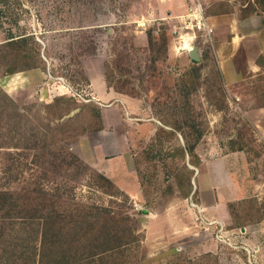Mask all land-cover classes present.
Listing matches in <instances>:
<instances>
[{"label": "rangeland", "instance_id": "1", "mask_svg": "<svg viewBox=\"0 0 264 264\" xmlns=\"http://www.w3.org/2000/svg\"><path fill=\"white\" fill-rule=\"evenodd\" d=\"M198 2L213 27L212 45L199 36L195 41L201 62L175 47L179 16ZM249 2L256 8L248 11ZM257 2L0 0V178L17 157L23 172L18 187L45 170L44 188L68 181L75 188L72 199L127 211L135 219L126 250L133 264H220L238 255L249 262L245 248L254 250L256 263L264 253V224L260 231L257 225L264 217V12ZM164 32L168 53L154 63L148 36L157 41ZM235 32L245 37L239 48L232 45ZM11 39L41 49L46 68L20 64L8 74L18 58L5 45ZM253 60L260 65L256 71ZM199 65L200 76L191 82ZM60 96L77 99L70 111L48 106ZM167 108L196 141L198 157L191 159H200L192 179L197 201L178 186L175 176L182 178L184 169L174 142L155 138ZM187 119L204 132L195 134ZM44 134L128 198L109 195L107 185L86 174L70 179L65 169L49 164L30 169L33 145ZM247 224L256 230L255 246L241 232Z\"/></svg>", "mask_w": 264, "mask_h": 264}, {"label": "trees", "instance_id": "2", "mask_svg": "<svg viewBox=\"0 0 264 264\" xmlns=\"http://www.w3.org/2000/svg\"><path fill=\"white\" fill-rule=\"evenodd\" d=\"M263 3L264 0H258L257 6L262 5L264 12ZM246 8L251 11L256 7L249 2ZM166 37L165 32L160 34L157 41L155 37L148 36L154 63L158 62L159 54L167 55L168 53ZM17 39L8 40L5 43L18 57L17 62L9 66L6 72L11 74L18 71L20 64H24L25 68L35 66L34 62L46 68V61L40 56L41 49L36 48L37 51H31L27 39L16 41ZM200 69L199 65L194 68L196 72L189 74L191 82L200 76ZM191 91L193 90L187 89V94ZM209 91L215 95L221 94L222 89H209ZM53 101L48 105L49 107L68 110L70 105L76 104L77 99L72 96H60ZM64 104H66L65 107ZM175 106H179L177 101ZM188 108L192 109V105ZM165 110L160 114L164 125L158 126L155 138L164 137L168 142H174V155L176 160H183L184 169L182 178L179 174L175 176L178 179V186L185 198L192 195L197 201V190H194L192 179L195 169L199 168L200 159L198 158V163L191 159L193 156L198 157L195 150L196 141H191L193 132L186 131V127L175 118L176 112L172 113L169 108ZM193 114H195L194 111L192 116H188L191 120ZM18 115L23 116L20 113ZM185 122L195 134L204 132V129L202 130L197 124L190 123L189 119ZM166 125L171 129H167ZM33 148L35 153L32 160L33 166L29 167L30 169H35L37 166L47 169L51 167L57 171L65 169L70 179L86 174L88 178L94 177L98 186L107 185L105 187L109 195L121 194L128 198V194L123 193L110 179L89 168L66 145L60 144L49 134H44L39 140L37 138ZM187 158L194 169L189 168ZM19 160L17 157L11 158L6 176L3 179L0 178V264H133V255L126 250L133 241L134 233L130 229L135 219L127 211L116 212L96 202L72 199L70 193L75 188L68 181H59L50 189H46L43 187L44 181L49 180L45 170L38 175L35 174V177H32L35 180L31 184L27 180V185L18 187L23 173L20 171ZM48 164L49 167H47ZM111 187L115 191H110ZM140 244L141 239L138 246Z\"/></svg>", "mask_w": 264, "mask_h": 264}, {"label": "built area", "instance_id": "3", "mask_svg": "<svg viewBox=\"0 0 264 264\" xmlns=\"http://www.w3.org/2000/svg\"><path fill=\"white\" fill-rule=\"evenodd\" d=\"M181 21V32L175 31L176 48L181 52H188L193 46L198 36L206 43L213 44V27L210 25L209 20L205 14L201 3H196L188 8V11L179 16ZM231 244V243H230ZM248 254L249 262L255 260V252L251 248H245Z\"/></svg>", "mask_w": 264, "mask_h": 264}, {"label": "crops", "instance_id": "4", "mask_svg": "<svg viewBox=\"0 0 264 264\" xmlns=\"http://www.w3.org/2000/svg\"><path fill=\"white\" fill-rule=\"evenodd\" d=\"M236 34H235V36L232 38V45L234 44V48H239V46L241 45V42H240V40L242 39V38H245V37H242L241 35H239V32H235ZM243 36H246L245 34H243ZM240 42V43H239ZM258 58V57H257ZM233 64H234V62H233ZM233 66V65H232ZM253 69L252 70H258V68H260V65L259 64H257V62L255 61V60H253V62L251 63V65H250ZM232 70V69H231ZM230 78H234V75L233 74H231L230 73ZM138 183H139V180H138ZM137 183V184H138ZM123 186H125V185H123ZM123 186H121V187H123ZM258 223H257V225H259V228H258V230L260 231V230H263V224H264V217L262 216L261 218H260V220L259 221H257ZM253 225V224H252ZM251 231H253V232H251ZM256 230H252L251 229V225H249V224H247L246 226H242L241 227V232H244L245 234H247V237H248V239L252 242L251 244H254L255 243V238H254V232H255ZM256 244H254V246H255ZM256 249H257V247H256ZM259 250V249H258ZM246 257L245 256H243V255H238V257L237 258H235L236 260H233L232 262L231 261H228V262H226V259L223 261V263H220V264H252V263H249L246 259H245ZM256 264H264V253H262V252H259L258 253V259H257V262H256Z\"/></svg>", "mask_w": 264, "mask_h": 264}, {"label": "water", "instance_id": "5", "mask_svg": "<svg viewBox=\"0 0 264 264\" xmlns=\"http://www.w3.org/2000/svg\"><path fill=\"white\" fill-rule=\"evenodd\" d=\"M189 52V56L191 57V59L193 61H196V62H201L202 61V55H201V52H200V48L197 44H193V46L188 50ZM194 182V180H193ZM195 190V188H194ZM146 209H143V212H145Z\"/></svg>", "mask_w": 264, "mask_h": 264}]
</instances>
